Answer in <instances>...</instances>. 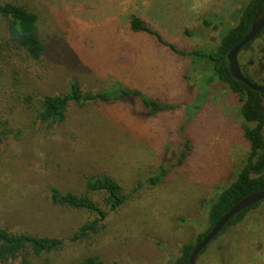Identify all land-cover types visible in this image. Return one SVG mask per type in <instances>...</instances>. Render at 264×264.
<instances>
[{"label": "rangeland", "instance_id": "obj_1", "mask_svg": "<svg viewBox=\"0 0 264 264\" xmlns=\"http://www.w3.org/2000/svg\"><path fill=\"white\" fill-rule=\"evenodd\" d=\"M248 1H36L45 44L38 61L6 43L0 22V227L67 238L90 217L55 207L47 197L51 189L83 194L86 177L107 176L130 196L98 235L36 264H80L92 256L104 264H174L182 248L206 229L203 204L236 179L249 152L238 120L239 99L226 87L216 85L200 113L186 121L182 108L138 118L129 103L71 106L64 122L52 126L40 124L34 109L38 99L65 93L71 81L85 91L123 85L192 105L179 76L185 63L149 38L130 34L129 18L139 17L167 42L191 51L215 45ZM202 17L212 18L219 30L204 32ZM261 46L262 54L242 53L240 62L255 59L246 71L263 79L264 38ZM26 97L32 107L24 104ZM161 169L167 170L162 183L147 184ZM209 248L197 264H264V203Z\"/></svg>", "mask_w": 264, "mask_h": 264}, {"label": "trees", "instance_id": "obj_2", "mask_svg": "<svg viewBox=\"0 0 264 264\" xmlns=\"http://www.w3.org/2000/svg\"><path fill=\"white\" fill-rule=\"evenodd\" d=\"M36 1H4L0 0V22L3 24L5 41L21 51L28 59L40 60L45 53V44L39 27V11ZM264 14V0H249L239 11V17L234 26L219 32L216 44L211 47L191 51L180 50L167 42L163 34L136 16L128 21V32L139 37L149 38L158 48L165 49L179 61L185 63L179 76L188 85L192 96V105L182 106L171 101L146 96L136 89L127 86H115L96 91H85L78 82L71 81L65 93L44 96L36 101L34 113L40 124L59 125L64 122L71 106L85 108L88 106H109L132 103L138 118H154L162 113L173 112L182 108L185 110V121L200 113L201 105L207 100L216 85H223L239 99L238 120L243 139L248 144L249 152L242 162L236 179L225 189L220 190L211 201H206V229L198 233L193 242L186 244L174 264H188L194 248L205 238L213 226L240 200L249 195L264 193V94L252 91L241 82L234 80L228 70L227 56L250 32L251 23L257 12ZM212 18L202 17L201 27L205 31H218ZM187 36H192L188 31ZM264 38V27L258 36L243 47L237 59L238 68L243 77L251 84L264 88L262 79L254 71H246V66L255 63V59L242 64V53L250 52L254 56L262 54L261 41ZM257 78V79H256ZM24 104L32 107L30 97ZM0 133V144L2 142ZM182 158V157H181ZM167 170L150 178L147 184L156 186L164 180ZM84 193L74 194L51 189L48 201L51 205L86 213L90 219L78 227L65 239L54 237H39L26 232L11 231L0 227V264L18 261L21 264H36L42 257L54 254L67 245L80 244L92 236L98 235L109 215L120 210L130 199L122 192L120 186L107 176H92L85 178ZM9 185V183H8ZM11 186V185H10ZM13 186V185H12ZM92 196H100L95 202ZM264 201L233 217L215 237V239L200 253L199 258L209 251L211 244L225 239L227 234L242 224L251 211L258 209ZM198 258V259H199ZM43 264H50L44 261ZM80 264H104L98 257L84 259Z\"/></svg>", "mask_w": 264, "mask_h": 264}, {"label": "water", "instance_id": "obj_3", "mask_svg": "<svg viewBox=\"0 0 264 264\" xmlns=\"http://www.w3.org/2000/svg\"><path fill=\"white\" fill-rule=\"evenodd\" d=\"M264 27V14L260 15V11L257 12L253 22L251 23L250 32L248 35L237 45L235 46L228 54V70L231 77L244 84L246 87L251 89L252 91L258 92L260 94H264V88L255 86L248 82L243 75L241 74L238 68V55L240 51L252 42L258 34L262 31ZM264 201V193H256L249 195L245 199L240 200L236 203L229 212L224 215L209 231V233L205 236V238L194 248L192 251L188 264H197L200 253L215 239V237L222 231L225 225L237 214L249 209L250 207Z\"/></svg>", "mask_w": 264, "mask_h": 264}]
</instances>
